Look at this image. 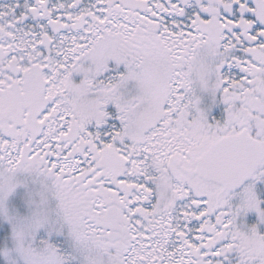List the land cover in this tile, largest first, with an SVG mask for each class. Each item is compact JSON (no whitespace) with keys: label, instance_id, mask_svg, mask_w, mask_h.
<instances>
[{"label":"snow or ice","instance_id":"obj_1","mask_svg":"<svg viewBox=\"0 0 264 264\" xmlns=\"http://www.w3.org/2000/svg\"><path fill=\"white\" fill-rule=\"evenodd\" d=\"M0 264H264V0H0Z\"/></svg>","mask_w":264,"mask_h":264}]
</instances>
